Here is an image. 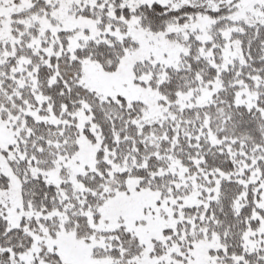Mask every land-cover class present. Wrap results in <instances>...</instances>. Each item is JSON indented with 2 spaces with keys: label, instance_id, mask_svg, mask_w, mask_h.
Instances as JSON below:
<instances>
[{
  "label": "snow or ice",
  "instance_id": "1",
  "mask_svg": "<svg viewBox=\"0 0 264 264\" xmlns=\"http://www.w3.org/2000/svg\"><path fill=\"white\" fill-rule=\"evenodd\" d=\"M0 264H264V0H0Z\"/></svg>",
  "mask_w": 264,
  "mask_h": 264
}]
</instances>
